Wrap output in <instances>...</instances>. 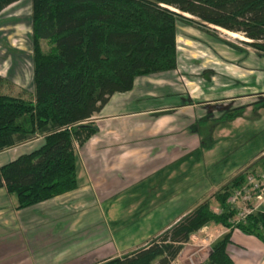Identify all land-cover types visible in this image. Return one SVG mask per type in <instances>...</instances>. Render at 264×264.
I'll use <instances>...</instances> for the list:
<instances>
[{
    "label": "trees",
    "instance_id": "16d2710c",
    "mask_svg": "<svg viewBox=\"0 0 264 264\" xmlns=\"http://www.w3.org/2000/svg\"><path fill=\"white\" fill-rule=\"evenodd\" d=\"M16 1L0 0V10ZM177 21L213 35L216 29L209 25L239 33L249 40L241 43L264 55V0H29L31 90L0 91V151L40 140L0 165V187L16 209L75 188V144L96 131L90 117L112 93L129 90L136 76L175 68ZM5 82L0 76V86ZM238 109L222 112V119ZM246 172L212 192L217 212L204 199L144 245L96 264H170L208 222L227 231L196 264H232L225 245L234 228L264 247L262 211L244 222L229 221L235 211L226 198Z\"/></svg>",
    "mask_w": 264,
    "mask_h": 264
},
{
    "label": "crops",
    "instance_id": "0c3cea01",
    "mask_svg": "<svg viewBox=\"0 0 264 264\" xmlns=\"http://www.w3.org/2000/svg\"><path fill=\"white\" fill-rule=\"evenodd\" d=\"M194 87L176 66L136 76L90 117L96 131L75 144L74 189L16 209L0 187V264H96L144 245L243 167L263 170L264 158L252 154L243 162L222 158L220 141L231 138L239 116L222 119L202 90L190 93ZM39 143L33 138L0 157ZM198 231L215 240L227 229L208 222ZM225 250L232 264H264L262 243L236 228Z\"/></svg>",
    "mask_w": 264,
    "mask_h": 264
},
{
    "label": "rangeland",
    "instance_id": "374dc122",
    "mask_svg": "<svg viewBox=\"0 0 264 264\" xmlns=\"http://www.w3.org/2000/svg\"><path fill=\"white\" fill-rule=\"evenodd\" d=\"M209 27L216 29L215 35L177 21L175 34L177 73L188 77L199 86V88L194 87L195 90L191 88V94H197L202 90L209 100L215 102L213 104L215 106L209 105L210 110L225 112L239 108L238 125L231 130V138L229 136L226 141L225 138L223 142L220 141L221 152H225L222 158H227L225 160L229 162L231 160L243 162L244 158L250 159L249 156L252 155L263 159L264 55L241 43L240 41H249L243 35L219 30L210 25ZM29 35V0H18L0 10V76L6 80L0 86L2 92L15 94L20 93L21 90L27 92L31 90ZM208 115L209 113L206 112L207 119ZM225 119L229 120V118ZM228 142L233 147L228 146L225 150ZM35 145L9 150L0 158H10ZM218 149L216 146L215 151L217 152ZM223 159L218 162L220 165H223L225 161ZM243 170L255 171L248 167H243L241 171ZM216 188L217 186L205 198L209 201V206H216L211 198ZM216 208L211 209L216 211ZM113 227L111 223V229ZM204 233L193 232L185 242L186 245L170 264H196L204 260L208 252L205 243L213 241L215 235V233L212 235L208 233L209 235L204 237ZM193 235H197V238ZM153 264L157 263L153 262Z\"/></svg>",
    "mask_w": 264,
    "mask_h": 264
},
{
    "label": "built area",
    "instance_id": "2783aa9c",
    "mask_svg": "<svg viewBox=\"0 0 264 264\" xmlns=\"http://www.w3.org/2000/svg\"><path fill=\"white\" fill-rule=\"evenodd\" d=\"M225 203L235 211L229 220L232 223L244 222L247 215L261 211L264 203V169L247 171L244 182L229 191Z\"/></svg>",
    "mask_w": 264,
    "mask_h": 264
},
{
    "label": "water",
    "instance_id": "95a60500",
    "mask_svg": "<svg viewBox=\"0 0 264 264\" xmlns=\"http://www.w3.org/2000/svg\"><path fill=\"white\" fill-rule=\"evenodd\" d=\"M176 13H178L177 11H175ZM181 15H183V16H186V17H189L188 15H185V14H183V13H180Z\"/></svg>",
    "mask_w": 264,
    "mask_h": 264
},
{
    "label": "bare ground",
    "instance_id": "6f19581e",
    "mask_svg": "<svg viewBox=\"0 0 264 264\" xmlns=\"http://www.w3.org/2000/svg\"><path fill=\"white\" fill-rule=\"evenodd\" d=\"M235 37H237L236 35H234Z\"/></svg>",
    "mask_w": 264,
    "mask_h": 264
}]
</instances>
